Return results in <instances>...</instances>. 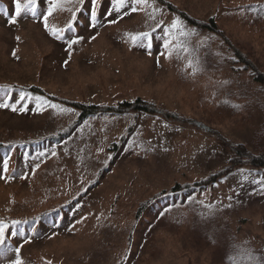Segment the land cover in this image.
<instances>
[{"label":"rangeland","instance_id":"1","mask_svg":"<svg viewBox=\"0 0 264 264\" xmlns=\"http://www.w3.org/2000/svg\"><path fill=\"white\" fill-rule=\"evenodd\" d=\"M164 1L194 19L213 18L264 72V16L252 20L249 14L264 11V0ZM52 4L57 6L46 30L44 16ZM111 6L112 0L95 6L89 0H36L32 11L15 17L13 0H0V104L9 105L0 107V144L7 146L0 149V223L17 234L0 246V264L264 260V170L250 168L193 190L196 201L187 204L185 198L167 219L158 210L127 248L141 202L207 179L226 166L229 155L209 136L141 114L88 119L67 135L78 112L48 97L96 105L140 98L264 154V87L235 64L223 41L197 32L154 1L134 3L136 12L126 6L107 16ZM93 7L97 20L90 27ZM113 19L117 22L110 23ZM176 21L189 35L177 30L165 35ZM53 28L61 38L52 35ZM143 33L152 37L150 48L148 41L130 39ZM77 37L82 39L68 49L69 38ZM166 39L172 40L168 49ZM200 69L205 77L197 80ZM32 87L43 95L28 92ZM21 95L33 99L21 102ZM37 96L48 101L39 110ZM222 97L235 101L237 109L216 107ZM22 103L28 110L12 111ZM130 124L125 141L117 144Z\"/></svg>","mask_w":264,"mask_h":264},{"label":"trees","instance_id":"2","mask_svg":"<svg viewBox=\"0 0 264 264\" xmlns=\"http://www.w3.org/2000/svg\"><path fill=\"white\" fill-rule=\"evenodd\" d=\"M156 4L164 7L169 12L176 14L186 25L192 26L197 32H207L210 35H214L219 38L223 43L227 46L228 51L235 58V64L241 66V70L246 72L249 77H251L252 81L257 85L264 87V72H261L257 66L253 63V61L247 56L244 55L239 48L234 46V43L226 36L223 35L221 29L218 28L215 20L213 18L208 21L197 20L194 19L187 14L179 11L173 5L164 0H152ZM248 14V11H246ZM252 16V20H256L257 16H264V11L256 10L253 13H249ZM239 18V12L237 14ZM205 77V71L200 69L197 71L196 79L200 80ZM28 92H32L34 94L43 95L42 91L37 88H30L27 90ZM228 96V95H227ZM49 99L59 102L66 107L73 109L78 112L77 118L74 120L72 125L69 127V131L74 129L79 123L93 118H101V117H110V118H123L127 116H133L137 118L139 114L145 115L147 117L156 116L160 119L169 122H175L181 124L183 126L188 127L190 130L209 136L214 139L215 142L229 155L226 166L209 176L207 179L192 185H183L178 188H174L169 192H161L155 194L150 199H147L141 202L134 213L133 223L130 225L129 233L126 241L128 242L127 248L130 249L132 245V236L133 233L138 231L143 224H149V217L160 210L162 214L161 219L168 218L169 214L175 210L177 207H181L185 205L184 199L188 198V203L195 202L196 197L192 194V191L196 189L207 188L206 186L211 184H216L221 180L228 177L230 174L234 173L238 168H250L255 170H264V154H256L251 151L245 144L241 143H232L226 137L222 136L219 132L213 130L208 127L203 122L197 121L195 119H184L179 118L173 111H169L165 107H159L154 102L145 101L140 98H136L133 101H121L116 105H108V104H89L81 101H71L66 99H59L55 97H48ZM230 98H226L225 100H229ZM220 104H222L220 106ZM220 106L221 110L228 109V105L237 109V105L235 101H230L228 104L224 102V98L222 100L217 99V106ZM210 112V109H209ZM233 113V112H232ZM237 114V113H234ZM132 124L129 125L126 134L124 135V140L121 139L117 144H123L126 136L130 133L132 129ZM63 135V134H62ZM60 135V136H62ZM5 144H0V149H5ZM117 146V145H115ZM163 205L161 209L160 206ZM146 249L149 251L150 255L155 254L154 247L150 246V244H146Z\"/></svg>","mask_w":264,"mask_h":264},{"label":"snow or ice","instance_id":"3","mask_svg":"<svg viewBox=\"0 0 264 264\" xmlns=\"http://www.w3.org/2000/svg\"><path fill=\"white\" fill-rule=\"evenodd\" d=\"M13 2H14L15 17H19L25 10L32 11L35 8V5H36V0H27L26 3H22L21 0H13ZM81 2H83V0H81ZM89 2H90L91 5L95 6L98 3V0H89ZM134 3L135 4H143V3H147V0H112L111 9L107 10L105 14L107 16H113L114 13H117V14L120 13L122 9L126 8V6H130L131 7V12H136L138 9L135 6H132ZM56 6L57 5H55V4L50 5V7L48 9V12H47V15L44 16V26H45L46 30L48 29V23H47L48 16L52 15L53 9ZM123 14L127 15L128 12L125 11ZM90 17H91V20H90L89 26L90 27H95L96 26L95 21L97 20V14H96V11L94 10V7L90 10ZM121 18H122V16H121ZM73 20H75V13H73ZM16 22L17 21H16L15 18H13L11 20L12 24H15ZM109 22L110 23H115L117 21L115 19H113V20H111ZM73 26L74 25L72 23H69L67 30L71 31ZM172 30L179 31V34L181 36L189 35V33H186V32L183 31V28L181 27V24H180L179 21L174 22L171 25V29L165 32V35L166 36H171L172 35ZM50 31H51L52 35L56 36L58 39L61 38L60 33L56 29L53 28V29H50ZM94 38L95 37H93V39ZM80 39H82V38L81 37H77L75 39L69 38V41H68V44H67L68 49H71L72 46L74 44L78 43ZM130 39L132 40V42L134 44L136 42H138V41H140V42L148 41V47L149 48L151 47V39H152V37L150 36L149 33H143V34H140L138 36L134 35V36H131ZM171 44H172V40L171 39H166L164 41L165 49H168ZM183 50L185 52L187 51L186 48L183 49ZM168 54H169V56H171V52H169ZM13 55H15V53H13ZM188 67L189 68L193 67L191 62H189ZM32 99H33V97L27 96V95H21L19 97V100L21 102H23L25 100H32ZM34 99L36 101V108L38 110L42 109L43 107H45L48 104V101L46 99H44L43 97L37 96ZM8 106L9 105H7V104H0V107L7 108ZM51 107L52 108H56L57 105L56 104H51ZM17 110L26 111L28 109H27L26 104L22 103L21 107L19 109H17L15 104H13L12 111H17ZM5 168H6V165H5ZM8 235H11V236L14 237L17 234L15 232H11L9 226L0 223V246H3L5 244L6 238H7ZM15 250H16V252L18 254L19 251H20V247H17ZM15 264H22V261L20 259H17L15 261ZM230 264H237L235 258L231 259ZM257 264H264V260L258 261Z\"/></svg>","mask_w":264,"mask_h":264}]
</instances>
